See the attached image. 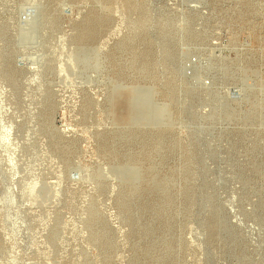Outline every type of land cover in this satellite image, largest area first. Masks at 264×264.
<instances>
[{"label":"rangeland","instance_id":"374dc122","mask_svg":"<svg viewBox=\"0 0 264 264\" xmlns=\"http://www.w3.org/2000/svg\"><path fill=\"white\" fill-rule=\"evenodd\" d=\"M0 264H264V0H0Z\"/></svg>","mask_w":264,"mask_h":264},{"label":"bare ground","instance_id":"6f19581e","mask_svg":"<svg viewBox=\"0 0 264 264\" xmlns=\"http://www.w3.org/2000/svg\"><path fill=\"white\" fill-rule=\"evenodd\" d=\"M8 132H9V133H8V135H7V136H8L7 139H10V135H11V133H12V128H10V129L8 130Z\"/></svg>","mask_w":264,"mask_h":264}]
</instances>
